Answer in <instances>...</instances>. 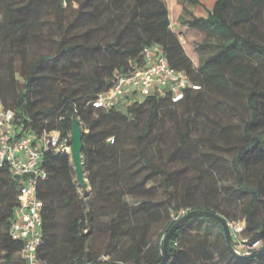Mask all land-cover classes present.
Returning a JSON list of instances; mask_svg holds the SVG:
<instances>
[{"label": "trees", "instance_id": "trees-1", "mask_svg": "<svg viewBox=\"0 0 264 264\" xmlns=\"http://www.w3.org/2000/svg\"><path fill=\"white\" fill-rule=\"evenodd\" d=\"M190 1L206 7L202 0ZM263 8L264 0H212L207 16L190 23L204 21L221 39L215 52L195 67L171 27L164 0H0V98L5 107L15 108L20 121L39 133L59 130L69 146L77 117L85 129L90 188H84V195L68 151L48 149L44 155L38 254L45 264H159L165 238L184 214L194 209L225 212L220 186L232 185L215 180L216 169L228 172L225 165L236 185L232 192L248 197L244 236L250 243L264 240V220L257 216L264 201ZM44 26L55 48L32 54L35 45H43L39 30ZM155 43L163 46L172 66L185 70L201 87L189 89L179 101L151 94L126 106L95 107L93 99L112 86L115 75L140 61L143 48ZM85 63L92 72L84 69ZM214 90L242 97L247 117L240 124L211 116V106L223 113L233 107ZM171 125L178 138L166 155L162 142ZM196 129L210 145L205 142L207 149L195 157L200 145H193L191 137ZM210 148L232 150L228 164ZM169 162L180 164L170 168ZM152 179L178 189L179 202L146 196L157 186H148ZM19 186L10 169L0 167L2 264H26L22 241L10 235ZM224 217L227 222L241 220ZM198 220L220 227L227 251L223 264H264V244L249 253L234 252L222 224L208 216L191 217L171 233L165 264H215V239L203 230L195 235L187 231ZM160 223L164 231L154 239V226ZM96 233L107 235L99 252L89 249Z\"/></svg>", "mask_w": 264, "mask_h": 264}, {"label": "built area", "instance_id": "built-area-1", "mask_svg": "<svg viewBox=\"0 0 264 264\" xmlns=\"http://www.w3.org/2000/svg\"><path fill=\"white\" fill-rule=\"evenodd\" d=\"M201 86L182 69L172 66L162 45L145 46L140 61H132L126 72L115 75L112 86L100 92L93 105L110 108L142 101L147 95L170 96L183 99L189 89ZM48 149L67 150L70 146L61 140L57 129L37 132L20 121L15 108L5 107L0 98V167H8L20 181L18 205L10 224V235L23 243L21 255L26 264H45L38 248L43 239V199L39 196V182L47 176L44 155ZM234 247L238 253H249L264 244L252 243L244 236V219L227 222Z\"/></svg>", "mask_w": 264, "mask_h": 264}, {"label": "rangeland", "instance_id": "rangeland-1", "mask_svg": "<svg viewBox=\"0 0 264 264\" xmlns=\"http://www.w3.org/2000/svg\"><path fill=\"white\" fill-rule=\"evenodd\" d=\"M170 10V18H171V27L180 35V39L182 43H184L186 52L190 55L193 60L195 67H198L204 59L213 54L216 50V44L221 39L220 34L211 27L209 24L204 21H198L195 24H191L194 18L205 17L208 14L207 9L211 6L212 0H202L206 3V7L199 5L190 0H164ZM261 27L264 28V8L261 11ZM45 27V26H44ZM39 30V36L42 37V46L39 48L35 45L32 48V54L41 50H53L55 45L46 39L47 27ZM84 69L88 70V72H92V66L88 63H85ZM19 80H21V76H17ZM22 83V81H20ZM213 94L218 96L222 100H228L232 103V108H227L226 112L223 113L219 109L214 106H211L208 109V112L211 116L215 118H219L222 116L224 122H229L233 124H240L242 122V117H247V110L242 103V97H236L232 94H226L224 92H219L217 90L212 91ZM85 130V129H84ZM178 138V134L176 131V126L171 125V128L167 131L163 138V147L165 148V154L169 153V145L175 143ZM219 143L223 144V140L221 138H217ZM191 142L193 145L199 144L200 148H196L194 151V156H198L200 150L206 148L205 142L206 140H201V132L199 129L194 130ZM210 145L208 142H206ZM211 149V148H210ZM215 154H219L217 159L221 163L228 164L229 158L232 157V150L224 149V148H212L211 149ZM166 157V156H165ZM180 164V163H178ZM177 163L169 162V167L174 168L178 166ZM194 168V166H192ZM227 169L228 172L221 173L216 169L215 171V180L218 182H225L227 185H232V188H226L224 186H220V192L218 197L220 199L221 207L224 208L225 212L219 211L221 214L228 216L230 218L239 217L243 219L245 217L244 209L248 202V197L243 195L240 191H234V187H236L232 174L229 173V166L225 165L223 169ZM192 173V172H191ZM87 182L89 185L88 172H86ZM158 179H152L148 186L157 185L155 187L150 188L151 190L147 192L146 196L152 199H165L167 201H173L178 203L180 200V191L174 187L165 188L158 184ZM80 192L84 195V188L80 183ZM88 186L87 189H89ZM183 210H181L182 213ZM257 216L259 219L264 220V201L261 202V205L258 208ZM164 223H160L154 226L152 237L157 239L160 237L164 231ZM206 231L208 236L212 239H215V244L213 246L215 253V264H223L226 261V247L223 242V238L221 235L220 227L210 221V220H198L188 226V233L191 235L199 234L201 231ZM189 235V234H188ZM193 238L192 236H188ZM264 239V238H263ZM107 240L106 233H96L94 235L93 240L90 241L89 249L95 252H99L104 250L105 243ZM264 241V240H263ZM189 242V241H188ZM0 264L1 260H0Z\"/></svg>", "mask_w": 264, "mask_h": 264}, {"label": "water", "instance_id": "water-1", "mask_svg": "<svg viewBox=\"0 0 264 264\" xmlns=\"http://www.w3.org/2000/svg\"><path fill=\"white\" fill-rule=\"evenodd\" d=\"M84 132L85 130L81 123V120L79 117H77L74 120L72 132H71L72 143H71L68 153L71 156L72 164L75 168L76 175H77L79 182L81 183L83 188H87L88 182H87V177H86V170L84 166V156H83ZM197 216H208V217H212L213 219L218 220L223 226L230 249L236 252L233 246V243H232L230 228L228 226V223L225 217L222 216L220 213L215 212L210 209H201V210L194 209L184 214L169 230L165 238V241H164V253L165 254H164L162 261L159 264H165L169 258L168 245H169V238H170L171 233L177 228H179L181 225H183L189 218L197 217ZM263 249H264V246L262 247V250Z\"/></svg>", "mask_w": 264, "mask_h": 264}]
</instances>
